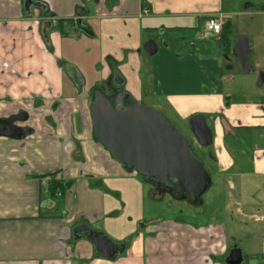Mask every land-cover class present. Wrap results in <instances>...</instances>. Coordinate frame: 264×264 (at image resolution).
Here are the masks:
<instances>
[{"label": "crops", "instance_id": "obj_1", "mask_svg": "<svg viewBox=\"0 0 264 264\" xmlns=\"http://www.w3.org/2000/svg\"><path fill=\"white\" fill-rule=\"evenodd\" d=\"M35 1L44 7L28 11L25 0H0V122L23 113L17 124L32 130L24 138L0 135V264H226L235 247L241 264H264V211L255 204L264 195V91L255 100L240 90L249 82H235L242 73L264 85V5L259 31L248 37L246 72L225 53L221 33L204 26L209 16L223 24L235 14L225 0ZM147 38L159 48L153 57L143 50ZM103 60L109 70L100 77ZM124 60L140 99L187 121L201 113L212 129L207 151L219 199L215 210L195 213L198 223L145 220L146 199L157 202L148 182L92 134L91 90ZM246 139L259 144L248 147ZM52 181L63 191L53 194ZM80 224L123 251L111 260L89 231L75 239Z\"/></svg>", "mask_w": 264, "mask_h": 264}, {"label": "water", "instance_id": "obj_2", "mask_svg": "<svg viewBox=\"0 0 264 264\" xmlns=\"http://www.w3.org/2000/svg\"><path fill=\"white\" fill-rule=\"evenodd\" d=\"M32 6L44 7V4L25 0L26 10L30 11ZM251 48L250 39L246 36L236 39L232 48V54L246 72L252 70L249 65ZM143 50L148 57H153L159 48L154 39H149ZM122 80L119 77L118 83ZM90 116L95 140L109 151L114 160L150 184L176 188L195 204L211 188L212 176L194 154L188 138L160 111L136 101L126 107L121 104L115 109L109 96L97 91ZM26 119V115L5 118L6 124L0 125V135L24 138L31 134V129L17 124ZM188 126L200 146L208 148L212 145L213 132L203 114L192 115ZM84 231L96 233L89 225L80 224L73 230L74 238H80ZM95 243L98 250L111 260L124 249L121 246L118 251V245L103 234H99ZM242 261V251L237 247L231 249L225 259L226 264H241Z\"/></svg>", "mask_w": 264, "mask_h": 264}, {"label": "rangeland", "instance_id": "obj_3", "mask_svg": "<svg viewBox=\"0 0 264 264\" xmlns=\"http://www.w3.org/2000/svg\"><path fill=\"white\" fill-rule=\"evenodd\" d=\"M225 3L227 4L225 6L228 7V10L235 13L232 16L227 18L229 21L232 22V27H231L232 32L230 34L231 35L230 37L233 40V44L235 40L238 39L239 37L241 36L251 37L250 35L257 33L259 31V26L257 25L256 20H258L260 16H263L261 14L262 13L261 7L262 5H264V0H230V2L229 0H225ZM69 32L73 39L75 37L74 31L70 29ZM148 39H151V38H147L145 41H147ZM85 46H86L85 41L83 43L82 41L78 42V44L75 45V47L77 48V51H75V54L77 55L76 57L79 58V55L81 56L83 54V51H85ZM144 60H148V59L144 57ZM124 64H125V60H124ZM124 64L122 62L116 65L119 71L118 74H120L122 77H125L126 79V81L123 82V89L128 90L132 94L136 102L140 103L143 101V103H145L144 105L152 107L160 111L161 113H163L165 117L171 123H173L175 127L188 138L191 147L196 152L197 157L203 162L205 168L211 174L212 181H213L211 188L207 192L204 193V195L201 198V201L198 204H195L191 202L190 200H184L183 198L174 199L172 198V196H170V194L164 193V192L161 194V196H159V198L161 197L160 198L161 201H157L156 203L152 201L151 198H147L146 205L144 208L145 220L150 219V218H156V217H167V218L176 219L178 221H183V222L188 221L191 223H198L195 213L203 215V212L208 214L210 210L212 211L215 210L217 203H218L217 201L219 199V196L216 190L217 170H216V166H215V162L213 158L209 157L208 155V151L211 152V148L210 147L204 148L200 146V144L196 141L195 137L190 131L187 120L178 118L175 113H173L172 111H169L170 109L168 110L166 108L165 109L158 108V106H155L150 101V99L147 100L146 98L145 99L141 98L142 99L141 100L139 98L140 89H139V84L137 82L136 75L134 73H131L130 71H127V68L129 67V65L128 64L124 65ZM96 70H97V75L101 74L100 77H102L103 75H107L109 66L108 64H106V60H103L101 70L100 68H97ZM243 80L246 82H249L250 86L248 87V89H245L244 87H242L240 90L244 92L249 91L250 98H253L255 100L262 99V96H259L258 93L260 91H264V85L263 86L258 85L259 84L258 82H260V80L258 79V76L257 75L254 76L251 74L242 75V73H240V75L236 77L235 79L236 86L240 87L241 82ZM99 81L102 82L103 79L102 80L100 79ZM251 83L254 84L252 87H251ZM246 140H249V139H246ZM258 142H259L258 140H256L255 142L251 141L248 147H252L253 143L259 144ZM152 186L153 185L148 182V184L146 185L147 191L151 190L152 192V189H150L152 188ZM222 187L223 186H221V188ZM228 187L229 186L225 185L222 189L227 191L229 189ZM223 196H224V192H223L222 197ZM255 204L257 208L264 211V195H262L260 200H258V202H255ZM208 220H209V217H208Z\"/></svg>", "mask_w": 264, "mask_h": 264}, {"label": "flooded vegetation", "instance_id": "obj_4", "mask_svg": "<svg viewBox=\"0 0 264 264\" xmlns=\"http://www.w3.org/2000/svg\"><path fill=\"white\" fill-rule=\"evenodd\" d=\"M153 39V38H151ZM122 76L118 73L112 75L109 81L107 82H102L99 84L97 87L91 90L90 93V109H91V104L92 101L94 100L95 93L97 91H101L102 93L106 94L109 96V98L112 100L115 109H118L120 105L122 104L123 107H126L133 103L135 100L131 98V95L128 94L124 89H123V80L121 83H118V78ZM123 79V78H122ZM17 116H24L23 113H18L16 114ZM20 122V121H18ZM1 124H6V122L1 121ZM151 187V186H150ZM152 193L155 194V196H161V194L168 193L172 198L177 199V198H183L184 200H189L187 199V196L182 194L180 191H178L176 188H172L169 186H160V185H153L152 188ZM89 237L93 239V241H96L99 237V234L96 232H89Z\"/></svg>", "mask_w": 264, "mask_h": 264}, {"label": "trees", "instance_id": "obj_5", "mask_svg": "<svg viewBox=\"0 0 264 264\" xmlns=\"http://www.w3.org/2000/svg\"><path fill=\"white\" fill-rule=\"evenodd\" d=\"M63 25H64V21L59 20L55 26L57 29H59L61 31L62 34H64ZM231 27H232V23L230 21L224 22L223 26H222L221 36H220V43L225 46V53L226 54L232 53V43L230 42L231 40H229V36L232 32ZM45 38L48 40V36H46ZM192 150H193V148H192ZM193 152L196 155V152L194 150H193ZM196 157H197V155H196ZM138 176L145 181L144 177H142L140 175H138ZM50 189H51L53 194H56L57 191L58 192L63 191L64 186L59 181H52V183L50 185ZM153 198L156 199L157 201H161V199H160L161 197L159 198L158 196L153 195Z\"/></svg>", "mask_w": 264, "mask_h": 264}, {"label": "built area", "instance_id": "obj_6", "mask_svg": "<svg viewBox=\"0 0 264 264\" xmlns=\"http://www.w3.org/2000/svg\"><path fill=\"white\" fill-rule=\"evenodd\" d=\"M148 11V9L143 10L144 13ZM204 26L208 32L219 35L222 31L223 24L215 16H209L205 19Z\"/></svg>", "mask_w": 264, "mask_h": 264}]
</instances>
